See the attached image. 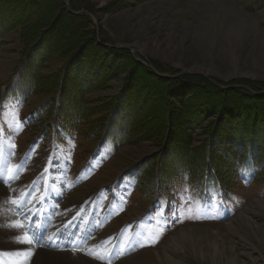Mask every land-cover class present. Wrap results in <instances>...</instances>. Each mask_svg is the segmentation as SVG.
<instances>
[{"label":"rangeland","instance_id":"1","mask_svg":"<svg viewBox=\"0 0 264 264\" xmlns=\"http://www.w3.org/2000/svg\"><path fill=\"white\" fill-rule=\"evenodd\" d=\"M263 95L264 0H0V185L29 226L50 181L46 234L94 264H264Z\"/></svg>","mask_w":264,"mask_h":264},{"label":"bare ground","instance_id":"2","mask_svg":"<svg viewBox=\"0 0 264 264\" xmlns=\"http://www.w3.org/2000/svg\"><path fill=\"white\" fill-rule=\"evenodd\" d=\"M22 183L23 182L20 181L17 184L21 186ZM24 187L22 188L23 190H25ZM3 191H4V188L0 185V247L6 249L4 252L7 255L9 256L13 255V257L14 256L15 257H18V256L29 257V253H30V256H32V254L35 252L37 261L40 262L41 264H80V263L81 264H94V262L82 257L83 255L78 254V253H72L71 251H65V250H63V252H59V251H56V252L49 251L48 252L46 250H40V249L36 250L34 249L33 246H31V244L20 242L25 239L23 232H20L19 235H16L7 226L9 223H17L19 221L17 217L14 215L11 205L9 206L8 202L6 201V199L8 198L5 196ZM9 207L11 211L9 210ZM262 208L264 207L262 206ZM263 240H264V235H263ZM199 242L196 239H194V241L193 242L191 241V244L188 247L195 248L198 246ZM8 246L9 248H7ZM207 246L209 247V252H211L210 254L212 258V260H210L212 262L211 264H213V262L217 264L218 261H219V264H235L236 263L235 258H233L234 255L232 256V254L229 253L228 250L226 251L221 250V252H218L219 249L218 250L216 249V245L213 242ZM198 251L195 252L197 255H198ZM209 252L207 250V253ZM156 257L159 258V256H156ZM2 262L5 263L4 260L0 257V264ZM28 262H29L28 259L27 260L21 259V260H18L16 264H24ZM163 262L165 264H176L175 261L172 260L167 254L163 255Z\"/></svg>","mask_w":264,"mask_h":264},{"label":"snow or ice","instance_id":"3","mask_svg":"<svg viewBox=\"0 0 264 264\" xmlns=\"http://www.w3.org/2000/svg\"><path fill=\"white\" fill-rule=\"evenodd\" d=\"M12 147H15V146L12 145ZM21 170H22V166L18 165L17 169L13 170V173L11 176L6 177L3 174H0V183L10 184V181L18 179L17 172H19ZM10 203L17 206V207H20L23 205V200H19V202H18L17 199H13L10 201ZM24 218L27 219V216H25ZM7 226L16 235H19L20 232H24V228H25V226L22 222L9 223ZM32 227H33V225H31V224L28 226V230L32 234L29 235L28 232H24L25 239L23 241H20V242L27 243V244H32V243L38 244V243H40V240H42L43 237H40V239L36 238V236L39 232L40 226L39 225L35 226V231H32ZM49 239H51V237H49ZM29 255H30V253H29ZM110 255H111V253H109V256Z\"/></svg>","mask_w":264,"mask_h":264},{"label":"trees","instance_id":"4","mask_svg":"<svg viewBox=\"0 0 264 264\" xmlns=\"http://www.w3.org/2000/svg\"><path fill=\"white\" fill-rule=\"evenodd\" d=\"M159 78L161 80H167L166 78H162L161 76ZM212 87H214V86H212ZM55 113H57V112H55ZM55 113H54V115H55ZM57 114L60 115L59 111ZM196 166H198V165H196ZM192 167H194V166H192ZM192 167L189 165H186L185 167L182 168V170L184 169L183 172H185V173L187 172L190 175L189 177L194 183H196L198 181L202 184L199 188H206L208 186L207 184H208L209 178L216 175V174H214L215 171L218 173V170H216L214 167L207 168L204 166V167H202L203 171H202L201 176H200L197 173H195L196 171H194V168H192ZM196 168H199V167H196ZM218 178H220V175H218Z\"/></svg>","mask_w":264,"mask_h":264}]
</instances>
